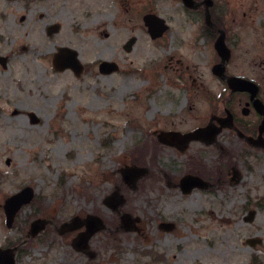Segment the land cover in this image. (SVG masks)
Instances as JSON below:
<instances>
[{
    "label": "rangeland",
    "instance_id": "374dc122",
    "mask_svg": "<svg viewBox=\"0 0 264 264\" xmlns=\"http://www.w3.org/2000/svg\"><path fill=\"white\" fill-rule=\"evenodd\" d=\"M144 6L0 0V246L15 249V264H264V154L227 130L217 137L223 150L157 143L160 131L204 128L201 90L212 59L194 42L196 22L168 19L167 1L156 9L172 27L152 40L137 18ZM51 26L58 31L47 35ZM59 48L76 53L79 77L52 68ZM101 62L118 70L101 74ZM139 169L145 173L131 181ZM192 173L212 185L183 194L179 180ZM24 187L36 203L8 229L2 206ZM42 213L54 223L28 238ZM96 214L109 231L95 233L88 250L74 241L84 227L57 232L75 216ZM122 214L138 218L140 230L114 229Z\"/></svg>",
    "mask_w": 264,
    "mask_h": 264
},
{
    "label": "flooded vegetation",
    "instance_id": "af4514ba",
    "mask_svg": "<svg viewBox=\"0 0 264 264\" xmlns=\"http://www.w3.org/2000/svg\"><path fill=\"white\" fill-rule=\"evenodd\" d=\"M137 1L140 4L145 3L137 13L140 22L144 24V18L150 15L162 19L156 9L160 0ZM163 1L172 5V15L168 19L197 23L194 42L203 43V49L211 55L210 85L208 88L201 85V94L208 111L203 125L205 127L210 124L212 131L221 126L227 127L222 128L211 142L201 143L222 149V146L216 144L217 137L223 130H227L246 145V148L264 154V148L256 144L258 142L264 145V0ZM171 27L168 25L167 31ZM0 62L4 66L6 60L0 59ZM14 114L16 115V111H13ZM237 176L234 175L232 181ZM205 181L208 186L212 185L207 182L209 180ZM36 199L34 197L29 205L18 210L11 221L10 229L15 228L23 209L31 204L33 206ZM2 210L5 217L3 206ZM42 217L50 216L43 214ZM135 228L140 230L138 225ZM7 245L2 248L10 246ZM16 245L14 243L11 246Z\"/></svg>",
    "mask_w": 264,
    "mask_h": 264
},
{
    "label": "water",
    "instance_id": "95a60500",
    "mask_svg": "<svg viewBox=\"0 0 264 264\" xmlns=\"http://www.w3.org/2000/svg\"><path fill=\"white\" fill-rule=\"evenodd\" d=\"M144 23L148 29L151 39L153 40L161 37L163 33L167 30V26L164 24V21L154 15L146 16L144 18ZM57 31H58V27L53 26L48 29V35L52 33H56ZM134 43H135L134 38L129 39L123 46V49L127 52L131 51ZM52 65H53L54 70L58 72H62L66 69H70L76 77H79L81 73L83 72V66L79 63L76 53L67 48L58 49V53L53 56ZM117 70H118V67L114 63L102 62L99 65V72L101 74H110ZM226 127L227 126H221L218 129L212 131L210 124H209L204 129H198L192 133H187V134H180V133H174V132H168V133L162 132L157 136V138L160 143H163L169 146H175L179 151L183 152L186 149L187 145L192 141L200 140L206 143L211 142L216 137V135L219 133V131L222 128H226ZM247 140L249 141L250 139L247 138ZM256 144H259L257 146H262L264 148V145L262 143L256 142ZM139 170H138L139 174H136L134 177H132L131 181L138 179L141 174L143 175L145 173V170H140V171ZM123 180L126 181L127 183L130 182L126 178ZM180 184L182 186V191L184 194L189 193L193 188H203L206 186V184L203 183L197 177H192L188 175L181 179ZM32 198H33V191L31 188L27 187L23 189L21 192H19L18 194L6 200L5 205H4V211L6 215V225L8 227L11 224L14 214L19 210V208L22 205L28 204L32 200ZM114 208H116V205H114ZM253 216H254V212H250L248 221H252ZM122 218L129 219V216L123 215ZM47 224H49V222L44 221V220L34 221L31 224L28 237L30 236L35 237L36 235H38V233L44 230ZM81 226H85V231L80 233L78 236V238H81V243L79 245L80 246L79 248L80 250H86L88 248L89 239L96 232L105 230V226L103 225L102 221L98 217L88 215L84 220H80L79 218L75 217L70 221V223L63 224L61 228H67L66 230L62 231V232H67V231L78 229ZM169 226L170 225L168 224H164V225H161V228H169ZM248 243H250L253 246L255 242L249 241ZM14 252H15V249L14 250L0 249V264H15Z\"/></svg>",
    "mask_w": 264,
    "mask_h": 264
},
{
    "label": "trees",
    "instance_id": "16d2710c",
    "mask_svg": "<svg viewBox=\"0 0 264 264\" xmlns=\"http://www.w3.org/2000/svg\"><path fill=\"white\" fill-rule=\"evenodd\" d=\"M154 147V146H153ZM149 151H150V148H148V149H145V152H144V154H148L149 153ZM156 256V254H154L153 255V257H155Z\"/></svg>",
    "mask_w": 264,
    "mask_h": 264
},
{
    "label": "bare ground",
    "instance_id": "6f19581e",
    "mask_svg": "<svg viewBox=\"0 0 264 264\" xmlns=\"http://www.w3.org/2000/svg\"><path fill=\"white\" fill-rule=\"evenodd\" d=\"M96 8L98 7V5L97 6H95Z\"/></svg>",
    "mask_w": 264,
    "mask_h": 264
}]
</instances>
